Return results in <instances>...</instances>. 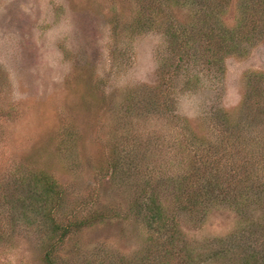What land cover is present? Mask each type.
I'll use <instances>...</instances> for the list:
<instances>
[{"label": "rangeland", "instance_id": "rangeland-1", "mask_svg": "<svg viewBox=\"0 0 264 264\" xmlns=\"http://www.w3.org/2000/svg\"><path fill=\"white\" fill-rule=\"evenodd\" d=\"M135 15L132 0H0V189L12 174L30 178L43 168L69 194L58 231L50 225L55 221L47 224L50 231L0 224V264H48L53 246L55 264L149 263L154 235L168 242L172 256L163 258L166 263L211 264L199 256L207 245L228 244L227 235L235 244L255 238L263 244L257 251L264 252V143L258 141L264 134V19L231 2L222 16L230 28L247 17V24L257 21V29L245 28L251 33L240 51L214 55L210 62L200 56L165 77L172 39L159 18L155 29L133 34ZM178 18L192 21L187 14ZM165 98L167 105L160 106L167 118L133 111L143 99ZM230 123L248 131L245 141L232 138L222 146L220 131ZM203 127L214 131L208 135L215 149L202 177L225 190L231 163L238 176H256V194L196 202L199 191L190 192L193 168L185 169L183 145L192 134L202 136ZM121 138L151 150L143 147L149 168L159 175L161 196L155 197L167 211L162 229L147 228L132 208L142 198V185L115 186L108 158ZM235 201L243 203L241 212L246 206L251 212L239 216ZM104 205L113 214L109 219L58 240L68 222L96 215Z\"/></svg>", "mask_w": 264, "mask_h": 264}, {"label": "trees", "instance_id": "trees-1", "mask_svg": "<svg viewBox=\"0 0 264 264\" xmlns=\"http://www.w3.org/2000/svg\"><path fill=\"white\" fill-rule=\"evenodd\" d=\"M132 2L136 13L130 26L133 34H139L142 31L154 28L159 21L161 28H165L164 32L166 35L172 39V56L169 57L167 69L166 67L163 69L165 77L167 75H177L180 69L191 62L197 61L200 56L207 60V62H210L212 60L209 58L214 55L221 59L224 55L240 51L242 43L251 33L250 31H246L245 28L253 26L257 29V21L252 18L247 24V17L243 21H239V25L230 28L224 23L222 16L230 9L231 2H235L236 7L245 11V13H257L261 19H264V0H132ZM182 14H187L192 21L188 23L179 22L178 16ZM162 17H165V19ZM158 18L159 20L157 21ZM262 34L260 31L259 35ZM160 105H167L166 98L161 103L152 99H143L140 102H136L133 111L137 112L136 115L141 117L147 112L148 114L150 112H158L157 114L163 113L161 118L164 115L167 118L164 109ZM148 117L151 118V115ZM225 117L228 116L226 115ZM206 129L200 137L192 134V137L188 138L189 141L186 146L183 145V159H185L186 163L185 169L193 168V174L189 175L188 181L190 192L196 188V196V192L199 191V195L196 196V202L198 204L205 203L203 205L205 206L206 204H212L213 200L222 195L225 200H230L234 196H244L247 193L251 194L253 192L256 194V190L254 189L256 181H253V178L256 176L253 174L247 176L245 173L243 175L246 176H238L239 174L236 171L238 167L232 166L231 163H229L228 167L230 168L229 173H226L229 175L227 177L229 187L225 190L219 191L222 185L218 183L211 185L209 178L202 177L203 173L208 172L211 167L214 156L212 155V151L214 153L213 149H215L214 143L208 135L211 127L210 130ZM243 130L248 132L240 125L237 128L231 126V123L226 125L220 131L221 139L219 143L223 146L232 138L240 142L245 141L243 138L246 137V134ZM211 132L215 134L213 130ZM250 134L249 137H252L251 131ZM258 141L264 143V134ZM136 142L137 139H133V143H129L125 142L122 138L121 141L115 142L108 158V169L116 181L115 186L121 189L126 186L132 187L133 184L144 187L142 198L137 200L132 208L142 216L147 228L159 225L160 229H162L166 207L163 206V208L162 204H159L161 200L157 202L155 197V195L157 198L161 196V192H159V178L157 177L159 175L154 168H149L147 163L146 152L147 150L151 151L149 147H146L141 142ZM204 148L207 152L202 154L201 152L204 151ZM244 166L246 167V165ZM145 167L147 172L144 170ZM35 172L30 178V174L27 175L26 172L23 174H12V181L4 186L3 189H0V224H17L21 222L36 229H42L46 226L47 229L45 230L50 231L49 222L55 221L54 224L51 222L50 225H56L55 227L52 226V230L58 231L61 225L56 221H58L57 217L61 215L62 209L68 201V191L47 170L41 168ZM204 180L208 182L202 185ZM196 185L197 187H195ZM242 188L243 191H241ZM245 188H248L247 192H245ZM261 193L262 191H258V196ZM235 206L233 209L236 208V212L241 217L247 215V212H251L247 206L244 208L246 212H241L242 202L235 201ZM107 209L104 205L99 207L98 211H94L96 215L68 222L66 224L67 227L62 229L63 231L60 233L58 240L64 241L72 229L76 231L78 227L87 225L97 219L99 221L109 219L113 214L109 213ZM2 232L4 235L7 231L5 232L4 229ZM44 234L47 233L44 232ZM259 238L264 241V234ZM152 239L155 240L153 242L154 250L149 253L153 258L149 260V263H147L148 259H146L147 262L145 263H141L140 260L142 259H138L133 264H173L169 263L168 260L167 263L163 262V258L172 256L171 252H168V242L159 235H154ZM226 241L228 244L224 245L221 242L217 245V248L214 245L213 248H211V245H207L206 250L199 258L208 257L212 260L211 264H264V252L260 254L257 251V246L263 244L259 245L257 239L251 237V241H247L244 244H235L232 242L231 235H227ZM242 248L246 252L241 256ZM54 252L53 246L46 257L48 264H55L54 259L51 258Z\"/></svg>", "mask_w": 264, "mask_h": 264}]
</instances>
